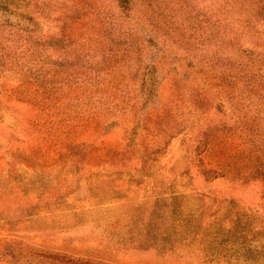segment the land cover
<instances>
[{
  "label": "rangeland",
  "instance_id": "obj_1",
  "mask_svg": "<svg viewBox=\"0 0 264 264\" xmlns=\"http://www.w3.org/2000/svg\"><path fill=\"white\" fill-rule=\"evenodd\" d=\"M0 264H264V0H0Z\"/></svg>",
  "mask_w": 264,
  "mask_h": 264
}]
</instances>
